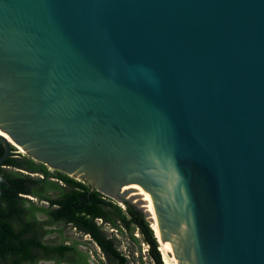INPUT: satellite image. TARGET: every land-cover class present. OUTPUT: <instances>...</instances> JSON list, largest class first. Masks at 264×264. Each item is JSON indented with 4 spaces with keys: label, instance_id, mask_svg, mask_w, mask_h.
Here are the masks:
<instances>
[{
    "label": "water",
    "instance_id": "water-1",
    "mask_svg": "<svg viewBox=\"0 0 264 264\" xmlns=\"http://www.w3.org/2000/svg\"><path fill=\"white\" fill-rule=\"evenodd\" d=\"M0 130L151 222L142 187L177 264H264V0H0Z\"/></svg>",
    "mask_w": 264,
    "mask_h": 264
},
{
    "label": "flooded vegetation",
    "instance_id": "flooded-vegetation-1",
    "mask_svg": "<svg viewBox=\"0 0 264 264\" xmlns=\"http://www.w3.org/2000/svg\"><path fill=\"white\" fill-rule=\"evenodd\" d=\"M21 151L11 146L9 155L0 163V264H98L80 238L88 234L52 213L58 204L51 200L58 197L60 190L54 191L48 184L58 181L63 185L57 175L64 173ZM17 179L22 181L21 188L13 182ZM88 236L104 262L111 264Z\"/></svg>",
    "mask_w": 264,
    "mask_h": 264
},
{
    "label": "trees",
    "instance_id": "trees-1",
    "mask_svg": "<svg viewBox=\"0 0 264 264\" xmlns=\"http://www.w3.org/2000/svg\"><path fill=\"white\" fill-rule=\"evenodd\" d=\"M2 153L3 148L0 147V156ZM57 176L63 185L58 181H51L48 184V188L60 190L58 197L51 200L52 203L58 204L52 212L53 215L75 224L81 231L90 235L107 261L111 264H127L128 259L118 249L115 236L127 233L132 241L138 242V238L134 236V231L138 230L141 239L148 245V255L153 264H164L156 234L143 212L128 204L122 209L120 205L109 198H104L98 191H90L85 183L65 174ZM13 182L17 187H22L20 179ZM98 219L112 228V235L101 229Z\"/></svg>",
    "mask_w": 264,
    "mask_h": 264
},
{
    "label": "rangeland",
    "instance_id": "rangeland-1",
    "mask_svg": "<svg viewBox=\"0 0 264 264\" xmlns=\"http://www.w3.org/2000/svg\"><path fill=\"white\" fill-rule=\"evenodd\" d=\"M18 149V148H17ZM114 201V200H113ZM115 202V201H114ZM122 207L125 208L124 204L118 203ZM149 221V220H148ZM98 224H101L106 232L112 235V228L108 225L103 224L100 219L97 220ZM151 225V222H150ZM154 230V229H153ZM134 236L138 238V242H134L130 239L127 233L123 235H116V245L118 249L127 257V264H153V260L148 255V245L141 239V234L138 230L134 231ZM80 238L84 240V245L89 250L90 255L96 259L98 264H106L104 259H102V254L99 248L89 240L88 235H82ZM88 239V240H87ZM87 240V241H85ZM161 243H159V250L162 254V258L164 256L162 251ZM164 263L165 260L163 259ZM166 264V263H165Z\"/></svg>",
    "mask_w": 264,
    "mask_h": 264
},
{
    "label": "bare ground",
    "instance_id": "bare-ground-1",
    "mask_svg": "<svg viewBox=\"0 0 264 264\" xmlns=\"http://www.w3.org/2000/svg\"><path fill=\"white\" fill-rule=\"evenodd\" d=\"M0 134L4 135L5 137H7L9 139V141H11L10 138L7 135H5L1 130H0ZM125 190H129L130 191L127 196H129L130 198H132L131 200H133L134 202L137 200V196H140L142 198V200L145 201L146 208H147L149 214H151L150 215V218H151L150 219L151 220V227L154 229V232H155V234L157 235L158 238L160 236H162V234L157 230V227L155 226L156 225V220H155V215H154V212H153V208L149 205V203L140 194L144 189L141 187V188H139V189L136 190L133 187L125 184L124 186L121 187L120 191L123 192ZM117 204H118V202H117ZM160 243H161L162 251H163V254H164V256H163L162 259L165 260V263L166 264H177L176 256H175L174 252L171 250V247L169 246V244L167 243V241L165 240L164 242H160Z\"/></svg>",
    "mask_w": 264,
    "mask_h": 264
}]
</instances>
